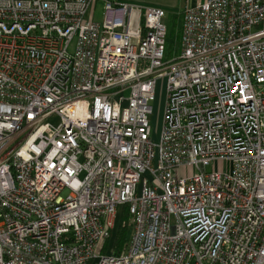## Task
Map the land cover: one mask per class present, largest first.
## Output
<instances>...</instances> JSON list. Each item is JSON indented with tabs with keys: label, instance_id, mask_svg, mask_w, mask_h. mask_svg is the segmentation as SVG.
I'll return each mask as SVG.
<instances>
[{
	"label": "built area",
	"instance_id": "built-area-1",
	"mask_svg": "<svg viewBox=\"0 0 264 264\" xmlns=\"http://www.w3.org/2000/svg\"><path fill=\"white\" fill-rule=\"evenodd\" d=\"M97 1L0 0V264H264V0Z\"/></svg>",
	"mask_w": 264,
	"mask_h": 264
},
{
	"label": "rangeland",
	"instance_id": "rangeland-1",
	"mask_svg": "<svg viewBox=\"0 0 264 264\" xmlns=\"http://www.w3.org/2000/svg\"><path fill=\"white\" fill-rule=\"evenodd\" d=\"M111 1H115V0H111ZM119 1V0H116ZM129 2H132L133 0H128ZM186 1L187 0H172L171 4V9H166L167 13V18L169 20L170 29L174 30L173 34H169L167 36V46L168 49L173 51V49L176 48V36L178 34V30L177 28L180 26V19H181V15L183 10L186 7ZM135 4V3H132ZM138 4V3H136ZM185 5V7H184ZM103 6H104V2L98 0L94 5H93V10H89L85 20H89L91 19L94 22H101L102 18H103ZM165 9V8H163ZM164 105H165V91H164V82L160 81L158 84V89L156 92V101L153 104L154 107V113L153 116L151 117V125L153 128V135H152V140L153 141H157L158 140V135L160 132V128L162 126L163 123V110H164ZM52 123L57 124L56 120H52ZM212 170L211 167H207L206 171L210 172ZM193 173H195V171H193V168L190 167L187 169L186 174L188 176H191Z\"/></svg>",
	"mask_w": 264,
	"mask_h": 264
},
{
	"label": "crops",
	"instance_id": "crops-1",
	"mask_svg": "<svg viewBox=\"0 0 264 264\" xmlns=\"http://www.w3.org/2000/svg\"><path fill=\"white\" fill-rule=\"evenodd\" d=\"M119 1L129 2L128 0H119ZM201 1H203V0H187L185 5H186V7L192 6V5L197 4L198 2H201ZM171 2H172V0H133L132 2H129V3L153 5V6L165 8V10H166L167 7H168V9H171V7H170ZM185 5H184V7H185Z\"/></svg>",
	"mask_w": 264,
	"mask_h": 264
},
{
	"label": "trees",
	"instance_id": "trees-1",
	"mask_svg": "<svg viewBox=\"0 0 264 264\" xmlns=\"http://www.w3.org/2000/svg\"><path fill=\"white\" fill-rule=\"evenodd\" d=\"M174 30L169 29V34H173ZM178 36H176L177 38ZM128 216L126 213H124V219L125 221L127 220ZM128 238V229L127 228H120L116 234V239H115V250L119 252L120 250L123 249L126 241Z\"/></svg>",
	"mask_w": 264,
	"mask_h": 264
}]
</instances>
